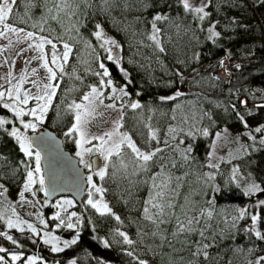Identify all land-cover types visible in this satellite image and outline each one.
Returning a JSON list of instances; mask_svg holds the SVG:
<instances>
[{
    "label": "trees",
    "instance_id": "trees-1",
    "mask_svg": "<svg viewBox=\"0 0 264 264\" xmlns=\"http://www.w3.org/2000/svg\"><path fill=\"white\" fill-rule=\"evenodd\" d=\"M89 1L91 5L86 3L79 9L80 31L94 38L98 24L114 34H122L123 29L121 38H129L131 41L128 43L134 44L132 51L128 49L126 60L105 62L111 77L125 84L129 93L124 103L123 129L134 136L137 144L150 150L155 141L169 137V129L174 128V136L179 140L183 153L191 160L178 158V162L192 163L201 176L206 169L210 143L216 131L224 127L239 132L250 130L256 144L240 151L235 163L241 173L264 188V143H261L264 141V0H210L206 8L210 16L203 22L185 12L179 0H106L105 6L98 5V0ZM157 14L168 17L155 21L162 36L158 46L150 45L147 37ZM211 24H215V30L220 32V37L214 40L208 38L207 28ZM223 58L227 61L229 74L220 77L214 88L198 86L200 79L220 70ZM93 73L80 70L79 65L66 66L64 74H60L63 77L60 91L47 114L48 125L45 126L63 139L68 150L74 148L73 135L70 138L65 135L75 120L71 107L75 98L71 95H83L92 83H87L90 80L88 74ZM132 102H138L141 107L131 109L128 105ZM179 102L184 104L185 124L169 120L168 111ZM181 111L179 109L178 113ZM0 115H11L2 103ZM181 125H184V131L180 132ZM257 128L260 131H256ZM152 129L158 133L156 140L151 138ZM205 130L209 133L207 136L202 134ZM189 146L192 148L190 153L186 152ZM24 162L16 140L0 128V180L13 190L18 189L26 175V168L22 167ZM141 164L142 161L137 160L128 148L121 151L119 157H112L102 184L113 214H99L93 219L84 215L79 230H56L63 237L75 236V244L55 252L31 233L12 230L9 235L22 247L0 236V247L7 249L0 256L5 258L8 251L17 250L35 255L40 261L38 264H68L73 261L75 264H140V261L170 264L174 253L168 242L172 239L168 236L178 226L176 215L160 224L164 236L159 240L154 229L158 219H142L143 216L139 215L143 210L141 202L147 178L163 164L157 157L148 163L146 169ZM208 197L216 205L245 207L264 200V192L249 196L245 195L242 187L229 184L218 185L208 193ZM77 205L81 211L84 202L83 206ZM116 216L120 219L117 220ZM137 224L146 228V239L150 237V241L126 243L119 233L130 234L131 231L132 234V227ZM257 230L264 233V206ZM104 241L108 242L107 247ZM230 242L241 250L264 248V241L241 227L223 245ZM207 256L189 264H226L225 257L215 261L216 256Z\"/></svg>",
    "mask_w": 264,
    "mask_h": 264
},
{
    "label": "rangeland",
    "instance_id": "rangeland-1",
    "mask_svg": "<svg viewBox=\"0 0 264 264\" xmlns=\"http://www.w3.org/2000/svg\"><path fill=\"white\" fill-rule=\"evenodd\" d=\"M105 1L106 0H98L97 4L103 5L105 4ZM89 2V0H16V4L13 6V12L7 23L17 29H23V31L20 32L19 35L7 32L5 37L0 38V91H15L14 86L19 83L22 76L26 75L27 79L22 85L21 95H23V92L25 91L29 92L33 96L37 94L43 95V84L48 83V80L46 79L48 73L42 66L43 61L39 59L40 52L35 47H30V45L39 43V40L35 38L33 40H26L24 37L27 32H32L36 38L45 37L52 40V42L56 44V51L58 55H61L64 51L63 44H69L72 48V52L70 53L67 64L65 65V69L68 65H79L80 70H83L84 72H103V69L99 67L100 62H103L105 67L108 69L105 61L108 60L107 56L109 53H107L104 48L99 46L101 42L98 41L96 37L93 38L79 29V9L86 3H88L87 6L91 5L92 2ZM192 2L199 5L200 3H203L204 0H192ZM126 4L128 5V3ZM102 10H105V8L102 7ZM157 25L158 24H156V26ZM100 26L103 28L105 36L114 39L119 45V48L106 46L112 47V61L121 62L126 60V55L129 54L128 49L131 48L132 51L134 44L132 46V44L128 43L131 41L129 38H121L124 30L122 29V34L119 32L114 34L107 31L102 25ZM97 30L98 29H96L95 32ZM152 35L153 30L147 34L149 40L148 43L150 45L152 43L157 46L160 45L162 42L161 32L159 31L156 34L159 43L150 39ZM121 39L124 41L121 42ZM44 52L47 54L49 66L53 67V69L57 71V82L59 83V87L57 88L56 94L53 97L51 105L42 122L35 121L31 116L24 117L25 122L36 123L37 128L35 131L32 129H25L12 113L10 116L0 115V117L12 121L11 124H7L4 128H1L9 135L12 128L15 127L29 138L30 133L37 132L41 129V127L48 125L46 122L47 114L60 91L59 88L61 86V78L63 77L60 76V73L55 66L51 64L52 46L50 44L45 45ZM222 64L227 66L225 58L222 59L220 70L216 74L200 79L197 85L214 88L220 77L223 78L227 76ZM33 70H35V74H33ZM88 75L90 76V80L87 81V83H92L84 94L90 91L91 86H100L101 77L95 75L94 73ZM103 79L105 81L111 79L113 85L118 90L125 87V84H120L115 81L111 75L103 77ZM34 84L39 87L34 86ZM102 90L104 91V97H102L103 104L107 105L115 103L117 108H105L103 105H98L95 108L94 114L89 118L87 126L88 132L91 136H102L106 132L113 131L116 129L117 122L119 121L122 124L119 128V132L130 135L132 140L139 148H141L142 151L151 152L157 149H162V151H158L156 156L153 158H159L163 165H161L157 171L150 174L147 178L141 202L143 210L139 212V215L143 216L142 219H158L154 228L155 233L159 235L158 240L161 236H164L161 232L162 226L160 227V224L173 218V215H176L175 220L178 223V226L168 236V238L172 239L168 242L171 243V249L174 253V256H172V259L169 261L170 264H189V262H194L196 259L205 258V252L212 256H216L214 259L215 261H221L225 257L226 264H250V262L251 264H255V260L259 256H264V248L261 246L251 250H241L233 242L223 245L224 242L235 235L236 230L239 227H241L244 231L246 228L252 227L250 219L251 214H256L261 217L262 206H258L261 199L245 207H239L234 205H216L213 200L208 197V193L218 185L227 186L229 184H235L239 185L244 190L248 184L255 182L250 176L241 173L235 163L236 157L240 151L256 144L255 139H253L254 136L250 130L239 132L232 131L224 127L216 131L210 143L206 169L205 171H202L200 176L194 169V165L192 163L186 165L178 162V158L188 160L190 162L191 160H189L186 154L183 153V148L179 144V140H177L174 136V132L176 131L174 128L172 129L175 131L170 132L171 135L169 137L163 140L158 139V141H155V145L150 150L139 146L135 141L134 136L130 132L123 129L124 106L122 112L120 111V108L122 104L124 105V103H126L127 97L125 96L121 99H108L107 97L112 95L111 89L105 87ZM83 95H76V97L75 95H71V97L75 98V103H81ZM116 95H120L119 91H117ZM5 99L6 102H11L7 101V98ZM41 103H43V101H41ZM23 107L25 108V111H28L29 109L36 107V101L29 100V103ZM183 108V103H177L168 111L169 120L171 121V119H173L176 123L185 124L187 118ZM179 109L182 110L180 114L178 113ZM74 123L75 120L72 124ZM153 131L155 130L152 129V132ZM181 131H184V125H181L180 132ZM155 132L158 137L157 131ZM73 138L74 148L70 151L78 158L80 164L88 173L87 182L88 177L92 176V182L97 184L99 187H103V180H100L95 173L104 168L106 169L107 174L109 172L108 167L111 160H105L103 155L95 151L94 156L97 158V163L93 165L91 159L93 154H89L85 156V160H88L91 163V168L85 167L84 163L81 162L80 157L77 155L79 148L77 147L76 140L79 137L74 133ZM112 139L113 141L118 142L119 136H114ZM94 146H99V140H93L91 144L86 145V147ZM126 148L127 147L125 146L122 151ZM32 151L33 153L37 152L33 146ZM23 155L25 162L22 167L26 168V165L34 167V156L33 158H29L25 156L24 153ZM216 165H218V167H215ZM233 169L238 170L235 174L236 180L232 179ZM25 171H27V168ZM209 175L213 176L214 179H209ZM24 183H26V175L22 179L18 189L13 190L12 187H9L3 180H0V185H3V187L0 188V216H3V219H0L1 232H7L8 234H10L12 230L20 232L15 228L8 229L5 223V221L9 218L15 221L16 216H18L21 220L27 221L37 228L40 233L39 236L31 233L27 229V225H24L25 231L31 233L34 238H38L43 244H45L44 233L47 232L59 237V240L61 241L59 246L63 247V241L71 240L75 238V236L63 237L56 232L58 229H69L66 226L57 227L59 221L52 219V217L60 211V209L57 208L58 204H61L65 200H71L73 202L71 206L67 207V212L61 211L60 215L66 221L68 215L72 212H75L77 216L81 217V221L77 228L73 229L74 231L79 230L81 227L84 215H87L90 219L99 215L95 209L87 204L89 191L92 190L89 182L87 183V194L83 198L84 206L81 208V211L78 210L76 201L70 195H61L55 199L49 200L45 197L44 191L40 190L39 185H36L33 189V191L36 192V195L33 196L31 192L25 193V200L28 202L22 203L20 201L19 194L23 191ZM5 189L7 190L6 192ZM92 198L98 199L99 194H95ZM103 198L111 208L106 195V190L104 191ZM137 204H139L138 201ZM145 208L148 209L147 213L145 212ZM13 209L15 210L16 216L13 215ZM239 209H247L249 215H246L242 220L235 219L239 215ZM209 212L211 213L210 216ZM41 219L46 222L47 226L41 223ZM71 220L73 223H76L75 217H72ZM189 221H191L190 224ZM181 225L184 227V231L179 230ZM259 225L260 221L256 224V229L259 228ZM201 232L203 235L200 234ZM126 235L131 237V240L138 243L140 242L141 244H144L145 241H150V237L146 239V228L139 226V224L132 227V234L130 231V234ZM45 245L52 250V245ZM204 245H208V247L205 248ZM12 253L20 254L21 259L19 261H12ZM29 257L36 256L27 255L24 252L17 250H11L7 252L5 261L7 264H27V259ZM239 259L240 261H238ZM38 262H40L39 259ZM68 264H72V262ZM100 264L111 263L101 262Z\"/></svg>",
    "mask_w": 264,
    "mask_h": 264
},
{
    "label": "snow or ice",
    "instance_id": "snow-or-ice-1",
    "mask_svg": "<svg viewBox=\"0 0 264 264\" xmlns=\"http://www.w3.org/2000/svg\"><path fill=\"white\" fill-rule=\"evenodd\" d=\"M179 3L182 5L183 9L187 13H191L194 15V17L200 21H205L206 18L210 16V13L206 11V8L208 6V3H210V0H204L203 3H200L199 5L192 2V0H179ZM16 4V0H0V38L5 37L7 32H12L16 35H19L20 32L23 31V29H17L10 24L7 23L10 15L13 12V6ZM167 16L157 14L153 18L152 22V30L153 35L150 37V39L156 41L159 43L157 39V33L160 31V29L156 26L155 21H162L167 19ZM96 28L98 29L94 35L98 41H100V47L104 48L109 55L107 56L108 60H113V56L111 55L112 47H106V46H114L116 48H119V45L114 39H111L109 37H106L103 31V28L98 24L96 25ZM216 25L211 24L207 28V32L209 34L208 38L210 40H214L218 37H220V32L215 30ZM26 40H33L38 39L39 43H36L34 45H30V47H35L40 52V57L43 61L42 66L47 70V77L48 83L43 84V95L37 94V95H31L29 92L25 91L23 92V95H21V89L23 83L26 81L27 76L24 75L21 77L19 83L14 86L15 91L7 90V91H0V103H2V106L6 109H8L20 122L21 125L25 129H32L33 131L36 130L37 125L33 122H25L24 117L25 116H31L35 121L42 122L45 118V114L47 113L52 99L56 94L57 88L59 87L58 81V75L57 71L53 69V67L49 66V60L47 58V54L44 52V47L46 44H50L52 46V53H51V64L55 66V68L59 71L61 76L64 74L65 65L67 64L69 60L70 53L72 52V48L69 44L64 43L63 48L64 51L61 55L57 54L56 51V44L52 42V40L47 39L45 37H34V34L32 32H27L24 37ZM163 51V48L160 49ZM118 62V61H116ZM99 67L103 69V72H96L95 75L101 77L100 79V86H91L90 91L83 95L82 102L81 103H75L71 105L74 113H75V123L73 126L69 129L68 132L65 133V135L71 137L74 133L77 134L79 137L76 140L77 147L79 148V151L77 152V155L80 157L81 162L84 163L85 167L91 168V163L88 160H85V156L92 154L94 151L99 152L101 155L104 156L105 160L110 161L112 156L119 157L121 154L122 149L126 146L128 149H130L131 153L134 154L135 158L139 161H142V164L140 165L142 168H147V165L150 161L153 160V157L156 156L158 151H162V149H157L155 151H142L141 148H139L136 143L132 140L131 136L127 133H120L119 128L122 126V124L118 121L117 127L111 132H106L102 136H91L88 132V122L89 118L94 114V110L98 105H103L105 108H111L116 109L117 105L115 103L103 104L104 97V89L105 87L111 89L112 95L107 97L108 99H121L122 97L128 96L129 93L126 90V87H122L119 90L113 85V82L111 79L105 81L103 77L110 76V73L108 69L105 67L103 62H100ZM237 68L240 66L237 65ZM123 71V69H121ZM33 74H35V70H33ZM125 75L127 73L125 72ZM78 78V77H77ZM130 83V81H129ZM36 87H39L38 85H35ZM119 91L120 95L117 96L116 93ZM177 95H180V93H177ZM11 101V102H6ZM175 98V97H172ZM168 99V98H163ZM29 100H35L36 101V107H33L29 109L28 111H25V108L23 106H26L29 103ZM43 101V103H41ZM123 104L121 105L120 111L123 110ZM131 109H138L141 107V105L138 102H132L130 105H128ZM243 120V117L240 118ZM12 121L0 117V128H4L5 125L11 124ZM175 131L174 129H169V132ZM256 131H260L259 128L256 129ZM203 135L207 136L209 133L205 130L202 133ZM10 135L16 139V141L19 143L20 149L23 151L25 156L29 158H33L34 156V167L26 165L27 171H26V183L23 185V191L20 192V201L28 202L25 200V193L31 192L33 196L36 195V192L33 191L34 187L36 185L40 186V190H43L46 192V189L44 188L45 185V178L42 173L41 169V154L40 152L33 153L32 151V142L29 140V138L23 134L18 128L13 127ZM188 135H192V133H188ZM114 136H119V141H113ZM151 138L153 140L157 139L156 132H151ZM253 139H255L253 137ZM93 140H99V146L96 147H86V145L91 144ZM166 143V142H165ZM261 143H264V141H261ZM192 151L191 146H189L186 149V152L190 153ZM213 166V165H210ZM215 167H218L216 165ZM237 169H233V180H236V172ZM100 180H104L106 176V169L102 168L99 171L95 173ZM209 179H214L213 176L209 175ZM88 182L91 184L92 190L89 191V198L87 200V204L90 205L93 209L96 210L100 215H106V214H113L112 209L109 207L108 203L104 200L103 194L105 189L103 187L97 186V184L92 182V176L88 177ZM239 186V185H238ZM3 185H0V188H2ZM7 190L5 189V192ZM257 192H264V188H261L258 184L255 182H252L248 184L245 189L244 193L245 195H253ZM47 194V193H46ZM95 194H99L98 199H93L92 197ZM71 200H65L61 204L57 205V208L60 209L53 217L52 219L59 221V226H66L69 229H75L77 228L78 224L81 221V217L77 216L75 212H72L68 215L67 221L61 217L60 212H67V207L72 205ZM258 206H264V200L259 201ZM145 212H148V209L145 208ZM13 215L16 216L15 210L13 209ZM211 213L209 212V216ZM246 215H249L247 212V209H239V215L235 219L242 220L245 218ZM76 218V223H73L71 218ZM117 220L120 219L119 216L115 217ZM0 219H3V216H0ZM252 227L246 228L245 231H249L254 233L255 237L258 240L264 241V233L256 229V224L261 220V217L256 214L250 215ZM8 229H17L20 232H24L25 228L24 225H27V229L33 233L36 236H39L40 233L37 230V228L28 223L27 221L21 220L18 216H16V220L13 221L11 218L7 219L5 221ZM41 223L46 225V222L41 219ZM191 221H189V224ZM180 231H184V227L181 225ZM203 235V233H200ZM120 236L124 237V241L128 244H132V240H130L127 235L123 232L119 233ZM0 236L6 237L7 240L11 241L13 244H17L18 247H22V245H19L17 241L13 238V236L9 235L7 232H0ZM44 243L52 245V250L55 252H61L64 250V248L70 247L72 244H75L77 242L76 238H73L71 240H65L63 241V247H60L61 241L59 240V237H56L50 233H44ZM105 246H108V242L104 241ZM205 248L208 247V245H204ZM7 249L0 247V253L6 252ZM129 255H132V253H129ZM205 258H207V253H204ZM21 259V255L18 253H12L11 254V260L12 261H19ZM0 264H7L5 261L4 256H0ZM27 264H38V258L37 257H29L27 259ZM72 264H75L73 261ZM140 264H145L144 261H140ZM251 264V262H250ZM255 264H264V256H259L255 260Z\"/></svg>",
    "mask_w": 264,
    "mask_h": 264
},
{
    "label": "water",
    "instance_id": "water-1",
    "mask_svg": "<svg viewBox=\"0 0 264 264\" xmlns=\"http://www.w3.org/2000/svg\"><path fill=\"white\" fill-rule=\"evenodd\" d=\"M29 140L42 157L45 197L52 200L61 195H70L83 206L88 173L78 158L65 147L63 139L49 127L43 126L37 132L30 133Z\"/></svg>",
    "mask_w": 264,
    "mask_h": 264
},
{
    "label": "flooded vegetation",
    "instance_id": "flooded-vegetation-1",
    "mask_svg": "<svg viewBox=\"0 0 264 264\" xmlns=\"http://www.w3.org/2000/svg\"><path fill=\"white\" fill-rule=\"evenodd\" d=\"M94 153H95V151H94ZM91 159H92L93 165H95L97 163V158L94 156V154H93V156H91ZM86 194H87V188H86ZM86 194H85V196H86Z\"/></svg>",
    "mask_w": 264,
    "mask_h": 264
},
{
    "label": "built area",
    "instance_id": "built-area-1",
    "mask_svg": "<svg viewBox=\"0 0 264 264\" xmlns=\"http://www.w3.org/2000/svg\"><path fill=\"white\" fill-rule=\"evenodd\" d=\"M223 68L225 69V70H224V71H225V74H227V75H228V74H229V70H228V68H227L226 66H225V67H223Z\"/></svg>",
    "mask_w": 264,
    "mask_h": 264
}]
</instances>
